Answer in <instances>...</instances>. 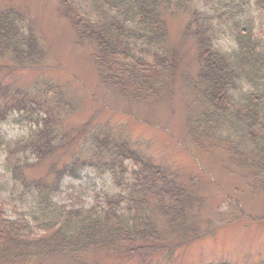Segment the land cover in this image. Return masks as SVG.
Here are the masks:
<instances>
[{
	"label": "trees",
	"instance_id": "trees-1",
	"mask_svg": "<svg viewBox=\"0 0 264 264\" xmlns=\"http://www.w3.org/2000/svg\"><path fill=\"white\" fill-rule=\"evenodd\" d=\"M60 4L78 40L93 44L92 58L107 90L145 105L165 97L180 58L168 45L164 12L188 9L185 30L194 38L198 64L192 100L205 107L201 117L188 119V135L196 145L220 140L230 161L253 170L250 185L264 192V0ZM38 43L27 15L15 7L0 9L2 54L30 68L41 60ZM8 93L0 84V95ZM10 99V106L0 102L7 105L0 110V123H16L21 132L8 137L0 125V263L61 258L62 264H90L84 253L108 250L145 264L136 255L165 248L168 234L184 238L173 247L201 238L197 190L182 187L127 141L93 135L85 158L52 166L50 180L30 177L26 167L48 161L61 148L60 126L48 110L44 117L36 113L26 98ZM86 168L108 175L113 189L93 193L87 206L60 205L56 198L67 191L68 179L80 181ZM14 197L18 203H12Z\"/></svg>",
	"mask_w": 264,
	"mask_h": 264
},
{
	"label": "rangeland",
	"instance_id": "rangeland-1",
	"mask_svg": "<svg viewBox=\"0 0 264 264\" xmlns=\"http://www.w3.org/2000/svg\"><path fill=\"white\" fill-rule=\"evenodd\" d=\"M9 7L31 19L42 53L38 64L25 68L27 64L19 67L8 53L0 51V84L9 88V98L0 95V102L9 105L10 98L24 97L41 116L48 110L50 119L60 126L63 140L48 161L25 168L30 177L50 180L52 166L85 158L93 135L127 141L182 187L197 190V217L203 222L199 223L202 235L198 240L173 247L182 243L178 238H184L168 234L165 248L137 254L135 260L145 264H260L264 260V192L250 185L253 170L230 161L220 140L196 145L188 135V119L201 117L205 109L192 100L191 84L198 64L194 38L185 30L188 12H164L168 45H174L180 58L165 97L145 105L107 90L91 56L93 44L78 40L60 0H0L1 9ZM2 104L0 110L7 106ZM0 125L8 137L21 132L16 123ZM68 181L67 191L56 198L68 208L87 206L93 193L113 189L108 175L99 176L90 168L84 170L80 181ZM13 199L12 203H18V197ZM7 211L11 216V207ZM84 259L90 264L135 262L127 254L108 250L89 251ZM62 263L61 258H50L45 264Z\"/></svg>",
	"mask_w": 264,
	"mask_h": 264
}]
</instances>
